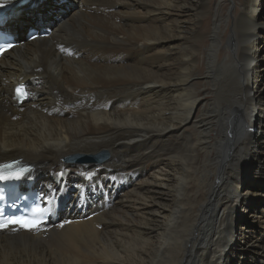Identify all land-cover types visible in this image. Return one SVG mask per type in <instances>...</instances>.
Here are the masks:
<instances>
[{"label":"bare ground","instance_id":"1","mask_svg":"<svg viewBox=\"0 0 264 264\" xmlns=\"http://www.w3.org/2000/svg\"><path fill=\"white\" fill-rule=\"evenodd\" d=\"M79 1L2 19L0 165L53 213L0 264H264V0Z\"/></svg>","mask_w":264,"mask_h":264},{"label":"snow or ice","instance_id":"2","mask_svg":"<svg viewBox=\"0 0 264 264\" xmlns=\"http://www.w3.org/2000/svg\"><path fill=\"white\" fill-rule=\"evenodd\" d=\"M4 51H7V49H4ZM16 93V99L19 102H23L29 96V93L23 88H17ZM13 169L14 165L12 164L5 165L0 169V182L19 180L24 176V172L26 171H14ZM45 211H47V209L37 206L32 210L31 216H5L3 213H0V231L11 230L15 232L21 229L26 231H39L43 223L42 219H39V217Z\"/></svg>","mask_w":264,"mask_h":264},{"label":"rangeland","instance_id":"3","mask_svg":"<svg viewBox=\"0 0 264 264\" xmlns=\"http://www.w3.org/2000/svg\"><path fill=\"white\" fill-rule=\"evenodd\" d=\"M79 0H70V7L71 8H77L78 6H79ZM31 25H37L35 22H32V24ZM32 28H36L37 29V27H32ZM8 29V28H7ZM37 30H39V29H37ZM39 31H41V32H44V31H42V30H39ZM26 34V32L24 33V36H23V40H25L26 41V39H25V35ZM27 37V36H26ZM37 39H39V38H37ZM19 40H22V39H19ZM252 132L255 134L256 132H257V130L256 129H253L252 130Z\"/></svg>","mask_w":264,"mask_h":264},{"label":"water","instance_id":"4","mask_svg":"<svg viewBox=\"0 0 264 264\" xmlns=\"http://www.w3.org/2000/svg\"><path fill=\"white\" fill-rule=\"evenodd\" d=\"M19 1H22V0H15V1H13L12 3H17V2H19ZM12 3H10V5H11ZM30 30H31V28L27 29L26 34H27Z\"/></svg>","mask_w":264,"mask_h":264}]
</instances>
